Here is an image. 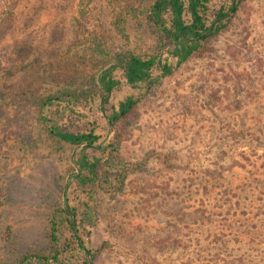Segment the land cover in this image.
I'll use <instances>...</instances> for the list:
<instances>
[{"label":"rangeland","instance_id":"rangeland-1","mask_svg":"<svg viewBox=\"0 0 264 264\" xmlns=\"http://www.w3.org/2000/svg\"><path fill=\"white\" fill-rule=\"evenodd\" d=\"M80 1L0 0V264L58 248L51 221L73 178L75 147L47 139L36 116L41 98L88 88L109 64L83 49L104 11L126 34L115 27V53L151 41L142 16L150 0H94L86 18ZM133 88L123 85L114 101ZM82 113L62 122L77 129L88 119ZM109 141L130 174L120 189L98 192L92 264H221L225 255L264 264V244L216 240L217 223L191 225L193 211L206 206L225 205L238 217L262 211L254 202L264 199V0L241 4L222 32L111 128ZM68 236L63 225L61 242ZM81 262L74 250L60 264Z\"/></svg>","mask_w":264,"mask_h":264},{"label":"trees","instance_id":"trees-1","mask_svg":"<svg viewBox=\"0 0 264 264\" xmlns=\"http://www.w3.org/2000/svg\"><path fill=\"white\" fill-rule=\"evenodd\" d=\"M93 1H80L82 17L90 14ZM246 1L150 0L142 16L151 41L123 45L117 53L115 27L118 25L105 11L101 14L95 28L86 34L83 49L109 59V64L101 68L88 88L64 87L46 94L36 111L37 121L50 142L71 147L86 144L75 152L76 166L70 162L73 178L70 184H65L68 188L63 205L52 217L50 236L58 248L49 253H27L16 264H60L63 254L74 250L79 251L82 258L79 264H92L97 250L91 248L90 235L97 223L94 203L98 192L120 189L130 174L128 167L118 163L120 154L115 141L104 143L111 128L139 105L162 76L172 74L184 61L200 52L209 38L222 32ZM164 53L174 57V61L169 63ZM127 84L133 86V90L115 102L113 95ZM85 110L89 113L88 119L77 129L70 125L73 122L69 125L62 122L63 119L74 121L73 118L77 114L81 117ZM99 110L104 115L93 113ZM262 186L264 188V184ZM254 203L259 204L262 211L244 213L241 217L225 211V205L206 206L200 212L193 211L197 215L192 216L191 225L215 227L217 223L220 231L216 240L224 242L229 236L234 241H246L255 250L259 244H264V199L260 196ZM63 225L69 236L61 242ZM222 258L221 264L244 261L243 255ZM186 264H194L193 259Z\"/></svg>","mask_w":264,"mask_h":264},{"label":"water","instance_id":"water-1","mask_svg":"<svg viewBox=\"0 0 264 264\" xmlns=\"http://www.w3.org/2000/svg\"><path fill=\"white\" fill-rule=\"evenodd\" d=\"M86 144H80V145H77L76 147H75V150H74V152H73V155H72V162H73V164L76 166V163H75V159H74V154H75V152H76V150L78 149V148H81V147H84ZM77 172H79V169L77 168ZM68 182H69V178H68ZM67 189V188H66ZM66 189L64 190V196H65V194H66Z\"/></svg>","mask_w":264,"mask_h":264}]
</instances>
